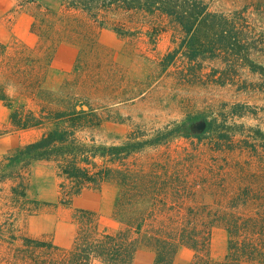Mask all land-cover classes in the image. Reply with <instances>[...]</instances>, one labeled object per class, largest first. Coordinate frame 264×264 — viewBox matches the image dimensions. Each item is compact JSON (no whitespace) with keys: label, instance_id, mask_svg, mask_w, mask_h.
<instances>
[{"label":"trees","instance_id":"16d2710c","mask_svg":"<svg viewBox=\"0 0 264 264\" xmlns=\"http://www.w3.org/2000/svg\"><path fill=\"white\" fill-rule=\"evenodd\" d=\"M67 5L118 36H144L152 48L168 33L169 46L159 66L179 82L264 92V0H245L228 11L213 9L206 0H68ZM0 101L11 110L12 130L48 124L36 140L0 160V184L15 181L0 214V264H91L93 258L103 264H133L141 240L152 247L153 264H173L180 246L193 250L190 264H264V151L259 149L264 135L234 130L233 116L242 115L244 105H225L218 123L217 115L204 118L199 134L193 131L200 122L195 117L152 135L141 130L129 132L120 143L97 144L93 136L86 140L79 135L102 123L89 105L73 102L67 113L55 111L56 116L45 119L15 107L1 84ZM170 137L198 138L214 153L205 167L199 159L206 154L195 145L165 152L149 163L126 160ZM38 160L56 168L60 205L70 206L85 189L111 185L112 213L121 228L101 229L97 211L74 208L71 218L77 229L68 249L17 235L15 218L35 203L26 197L25 168ZM228 186L235 190L231 196ZM198 190L208 192V201L197 199ZM215 223H222L228 236L223 260L209 254Z\"/></svg>","mask_w":264,"mask_h":264},{"label":"rangeland","instance_id":"374dc122","mask_svg":"<svg viewBox=\"0 0 264 264\" xmlns=\"http://www.w3.org/2000/svg\"><path fill=\"white\" fill-rule=\"evenodd\" d=\"M206 1L213 9L228 11L241 7L245 0ZM35 2L36 21L32 26L35 36L0 43V84L15 107L35 111L49 119L56 116L55 111L67 113L73 102L78 105L83 103L86 107L89 105L98 113L102 123L98 127L80 131L79 135L86 140L88 136H93L97 144H111L120 143L129 132L138 134L144 130L152 135L157 129L170 128L173 123H182L195 117L202 123L204 118L211 119L217 115L218 123L223 120L220 113L227 110L225 105H243L242 101L248 100L250 106L244 105L246 108H242V111L257 114L255 118L244 115L233 121L234 130H259L264 135V95H238L231 87L182 83L159 69L158 60L168 48L167 36L161 38L155 48L144 39L125 40L118 35L114 37V34L98 37L96 25L88 19L82 23L83 13L69 8L68 0ZM10 112L0 101V159L36 140L48 129L46 124L12 130ZM216 122L215 125H219ZM197 124L193 131L199 134ZM201 136L203 138L205 134ZM199 141L194 137H170L163 144L145 147L126 160L134 165L149 163L155 158L162 159L165 152L174 153L195 145L206 154L202 156H206L203 161L199 159V163L205 167L204 164H208L214 152L205 142L201 144ZM259 149L264 151V146ZM31 165L33 168L29 177L33 180V188L40 186L53 189L57 179L49 169L38 161ZM0 186L4 187L3 184ZM233 191L231 186L228 192L230 196ZM113 193L114 188L104 184L100 190L87 189L77 195L70 206L59 207L69 214L78 207L96 208L100 227H119L111 207L101 205ZM4 198V193L0 192V213L6 210L7 199ZM197 199L208 201V192L198 190ZM47 204L38 211L30 208L17 215L15 226L26 227L29 215L57 207ZM224 230L222 223L210 227L209 254L212 260H223L226 254L227 236ZM187 258L185 249L179 248L173 263L183 264ZM153 260L152 247L141 240L133 264H153Z\"/></svg>","mask_w":264,"mask_h":264},{"label":"crops","instance_id":"0c3cea01","mask_svg":"<svg viewBox=\"0 0 264 264\" xmlns=\"http://www.w3.org/2000/svg\"><path fill=\"white\" fill-rule=\"evenodd\" d=\"M35 3H36L35 0H0V43H6L10 39H14V41H20L27 37L32 38V36H35V33L32 31V26L33 24H35V21H36L34 8H33ZM69 8H72V7H69ZM73 9L78 13L80 12L83 13L82 23L86 22V20L88 19L89 21L92 22V24L96 25L97 28L95 29V26L93 28L95 29V33L98 35V37H101L102 35L112 36V34H114L115 35L114 37L117 38V34L112 29L105 27V26H100L85 11L79 8H73ZM85 25H87V23ZM165 36H167L168 38V46H169V35L166 32H163L160 35L158 42L161 40V38H164ZM121 38H124L125 40L131 39L132 41H139L141 39H144L147 41V39L144 36H142L140 39L133 38V37H121ZM160 59L158 60V66H159ZM159 69L161 70L160 66H159ZM161 71L169 75H172L175 78L173 74L167 71H163V70ZM249 76L255 77V75H249ZM223 87L233 88V90L235 91L234 93L238 95H241V94L249 95V96H251V94L264 95V92H261L257 89L252 90V89L246 88L243 90V89H237L236 86H230V85L223 86ZM242 103L245 106L247 105L250 106L248 100L242 101ZM230 104H227L226 107L229 108V107H232L240 103H232L231 104L232 106ZM256 114H257L256 112L245 111L240 116L234 115L233 118H234V121L236 119L243 118L244 115L250 116L251 118H255ZM43 125H46V124H43ZM41 126H38V127H41ZM38 162L44 164L49 169L50 173L55 177V179H57V181L53 189L52 188L47 189L45 187L41 188L40 186L34 189L33 180L31 179V177H29V174H31L30 170L33 167L31 164L28 167H26L25 168L26 176L24 178V181L26 183V189H25L26 197L29 200L35 201V203H29L27 205L29 206V208H32V211L40 210L41 209L40 207L47 203H48L47 205H52V206H57V207H55V209L51 211H46L45 209H43L44 211L38 214L29 215L27 217L26 227L17 228L16 226V229H17L16 233L17 235H23V236H26L32 239H40V240L49 241L53 245H56L58 247L69 248L72 245L77 227L71 221L72 214L64 212L59 207L60 204H58V200H59L58 185H59L60 179L57 176L56 168L51 161L38 160ZM14 183L15 181L13 180H10V181L8 180L4 183V190H3L4 197H5L4 199H7V196L10 195V186L13 185ZM85 190H83V192ZM83 192H81L80 194H82ZM42 200H45V201H42ZM114 200H115V194L113 193L110 199L109 200L104 199V201L101 202V205L105 204L107 207H111L112 209ZM60 206H63V205H60ZM78 208H90V209L97 211L96 208H92L89 206L78 207ZM118 224L120 226L119 222ZM100 228L106 229L109 232H114L121 227H100ZM224 232H225V236H227L226 230H224ZM227 239H228V236H227ZM15 242L19 244L21 243V240L17 239ZM179 248L185 249V255L189 257L183 264H190L191 260L193 259V254H194L193 250L185 246H180ZM226 251H227V240H226ZM91 264H103V263L99 259L93 258L91 261Z\"/></svg>","mask_w":264,"mask_h":264},{"label":"water","instance_id":"95a60500","mask_svg":"<svg viewBox=\"0 0 264 264\" xmlns=\"http://www.w3.org/2000/svg\"><path fill=\"white\" fill-rule=\"evenodd\" d=\"M204 125H205V124H204L203 122H202V123H198V124H197V128H198V129H203V128H204Z\"/></svg>","mask_w":264,"mask_h":264}]
</instances>
